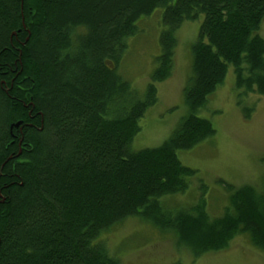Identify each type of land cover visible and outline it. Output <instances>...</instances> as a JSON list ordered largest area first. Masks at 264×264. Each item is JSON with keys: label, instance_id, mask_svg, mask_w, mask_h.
Wrapping results in <instances>:
<instances>
[{"label": "trees", "instance_id": "obj_1", "mask_svg": "<svg viewBox=\"0 0 264 264\" xmlns=\"http://www.w3.org/2000/svg\"><path fill=\"white\" fill-rule=\"evenodd\" d=\"M157 8L161 54L140 96L117 68ZM199 16L188 114L159 147L133 151L172 73L176 32ZM263 21L264 0H0V264H120L99 240L129 218L172 233L194 259L242 234L264 253V188L225 185L219 217L203 197L176 211L162 203L195 177L177 153L214 136L197 113L229 70L237 90L264 97Z\"/></svg>", "mask_w": 264, "mask_h": 264}, {"label": "rangeland", "instance_id": "obj_2", "mask_svg": "<svg viewBox=\"0 0 264 264\" xmlns=\"http://www.w3.org/2000/svg\"><path fill=\"white\" fill-rule=\"evenodd\" d=\"M162 14L163 9L157 8L149 17L138 20L136 33L127 39L117 68L140 96L161 54ZM201 21L202 16L185 21L176 32L172 73L156 83L157 101L139 121L140 130L130 144L133 151L159 147L188 114L183 90L191 74V44ZM258 35L264 39V21ZM197 115L211 123L215 134L177 153L181 164L196 172L195 177L183 194L162 203L165 209L176 211L192 207L203 197L208 215L219 217L228 199L225 185H250L258 191L264 188V97L237 90L229 70L224 84ZM99 241L120 264H264V253L255 249L245 234L235 237L222 252L194 259L188 250L176 245L172 233H162L136 218L113 226Z\"/></svg>", "mask_w": 264, "mask_h": 264}, {"label": "water", "instance_id": "obj_3", "mask_svg": "<svg viewBox=\"0 0 264 264\" xmlns=\"http://www.w3.org/2000/svg\"><path fill=\"white\" fill-rule=\"evenodd\" d=\"M19 124H16L15 127H17Z\"/></svg>", "mask_w": 264, "mask_h": 264}]
</instances>
